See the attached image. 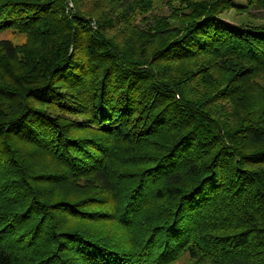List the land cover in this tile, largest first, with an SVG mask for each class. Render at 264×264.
Masks as SVG:
<instances>
[{
	"label": "trees",
	"instance_id": "obj_1",
	"mask_svg": "<svg viewBox=\"0 0 264 264\" xmlns=\"http://www.w3.org/2000/svg\"><path fill=\"white\" fill-rule=\"evenodd\" d=\"M167 1L0 0V264H264V0Z\"/></svg>",
	"mask_w": 264,
	"mask_h": 264
},
{
	"label": "rangeland",
	"instance_id": "obj_2",
	"mask_svg": "<svg viewBox=\"0 0 264 264\" xmlns=\"http://www.w3.org/2000/svg\"><path fill=\"white\" fill-rule=\"evenodd\" d=\"M172 5L174 6L175 3H176V0H170ZM234 2H241L243 0H233ZM167 0H152V4H151V8H150V11L147 12L146 15L150 14L151 16H165V15H169L170 14V10H172L168 3ZM233 2V5L235 6L236 3ZM103 5H106V2L103 3ZM68 8H72L73 5H72V2L69 1L68 2ZM141 11H139L140 13ZM236 13V14H235ZM141 14V13H140ZM232 14H235V15H238L239 17H243V16H246V13L242 12V11H236L234 9H231L228 11L226 17H232ZM141 15H134V19L137 23H139L141 21ZM258 21H264V19H257ZM123 35V34H122ZM8 38L10 39L14 44L16 45H21V44H24L25 41H26V36L21 34V33H14V32H11L10 30H7V31H4V32H1L0 33V38ZM111 227V226H110ZM114 229V228H112ZM120 229V228H119ZM140 229V228H139ZM120 231V230H118ZM121 232V231H120ZM174 264H186V259L185 258H182L178 261H176Z\"/></svg>",
	"mask_w": 264,
	"mask_h": 264
}]
</instances>
